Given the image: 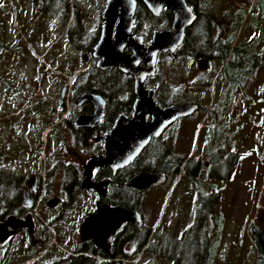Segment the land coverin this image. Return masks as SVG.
I'll return each instance as SVG.
<instances>
[{"label":"flooded vegetation","instance_id":"obj_1","mask_svg":"<svg viewBox=\"0 0 264 264\" xmlns=\"http://www.w3.org/2000/svg\"><path fill=\"white\" fill-rule=\"evenodd\" d=\"M222 2L225 6L221 11L222 15H220L222 18L219 22H215L213 19L210 20L212 16L208 12L199 10L200 0H187L188 5L197 15L195 22L185 28L183 41L176 48L173 56L170 51L159 53L154 73L147 76L144 81V95L148 96L147 93L154 89L155 104L159 108L164 109L171 105L196 104L198 106L197 111L193 115L177 119L159 137H151L148 144L132 161H126L128 157L124 158L122 152H129L132 149L130 142L140 141L142 138L138 135H131L130 128L134 125L139 126V123L145 120L151 122L153 116L149 114L146 118L144 112L150 108L142 104L141 101L145 99V96L141 100L132 75L117 67L102 68L98 66V60L93 56V48L99 40L102 19L99 30L96 33L93 32V34H97V42L93 45L92 50L87 52L88 55L83 54V59L88 58L90 63L84 69L79 68L80 62L76 63L77 68L74 72H77L75 75L78 74L79 77L75 76L71 82L66 80L48 82V90L45 93L43 92L45 96L42 98L37 97V101L32 103L33 105L30 107L32 113L39 112L42 117L41 127L36 129L32 128V125L29 129V82H27L25 125H23L26 142L22 153L24 156L26 153L25 158L27 161L21 160V164L22 169H27L28 172L20 175L13 172L3 174V170L0 172V183L7 188H15L8 193L2 190V186L0 187V191L2 190L3 195H5L0 203V218L2 219L0 221V264H16L12 261L10 263L9 254H11V248L16 237L20 234L29 236L31 242H33L32 247L41 248V254L37 255L39 259L45 257L46 253L42 248L49 242L48 228L50 225L55 227V230L50 229L52 237L58 238L61 243H65L71 249L67 251L61 248L64 249L62 252L65 255L63 257L58 256V261L49 260L51 262L46 264H58V262L59 264H74L73 260L66 262L68 257H87L96 264H119L122 261L117 260L116 256L123 254L126 258H129L130 250L135 251L140 240V234L143 231L140 225L150 231L149 235L143 240L144 247L142 250L146 249L153 252V254L155 249L150 250V247L159 248L160 250L169 245L174 238L180 236L179 234L170 236L162 232L168 230L169 227L163 230L161 226H158L159 228L155 227L153 230L145 223L146 218L140 206L144 201V193L154 188L139 190L126 186V184L133 178L145 173L164 175L166 177L165 183H169L175 178H177L176 180L181 179L182 177H179L185 167L187 179L190 177L192 184L195 183L196 186L199 183L205 184L204 180L200 181L198 179L206 178L209 181L212 178L219 179L222 174H225L226 165L222 156H219L218 161H212L214 158L212 155L206 159L192 155L184 156L183 154L174 153L166 143L165 134L169 129L174 128V135L180 133L179 127H175V124L183 121L193 124L192 120L199 121V119H193V117L198 116L208 106L202 98L190 99L191 92L188 87H191L190 84L202 87L205 83L209 84L210 80H207L206 76H202L200 78L196 77V80L193 81L192 74H184V82L175 81L176 83L172 84L165 78L166 73L161 70L163 67L168 66L164 63L165 61L169 65H173L176 62L190 60L193 63L197 62L198 68L205 74L209 65H211V61H221L219 56L226 50L228 42L234 41L233 48L235 47L240 36V33H235V29L236 26H239L238 16H241V11L232 9L227 0H222ZM256 9L258 14L254 15L257 16V21H259L257 25L263 29L260 23L264 22V3H259ZM134 18L135 26L132 29V34L144 37L145 45L152 41L156 30L175 31L173 28L175 13L172 10L164 9L159 15H154L141 0H137ZM77 35H68L69 41L76 51L86 53L83 52L80 43L78 44L76 41ZM125 52L127 54L133 53L130 47H127ZM203 59H206L208 64L201 69L200 63ZM140 66L143 68L149 67L145 62H142ZM220 67L216 73L219 76L222 65ZM81 70H83L82 73ZM186 77L190 80L187 81ZM77 78L79 79L77 80ZM86 95L97 97L94 99L91 97L85 98ZM207 114L209 117V112ZM85 116L92 117L96 121L91 126L77 125L78 120ZM9 117L11 116H6V118ZM204 120L200 126L207 125ZM117 124L123 130L112 134L111 132ZM130 125L132 126L130 127ZM209 125L211 126V124ZM31 128L34 129L33 142L36 145L33 155L37 158L39 153L43 151L47 153V160L43 164L44 170L37 164V161L32 162L29 166V130L31 131ZM106 150H111L115 153V156L113 154L107 163L99 167L94 165L92 168L93 183L105 185L106 196L102 197L98 190L92 192L83 188L85 183L84 167L91 158H96V163L100 162L105 157ZM166 152H169V156ZM118 153H122L120 157ZM173 156H184V167H181V172L177 174L175 170L176 160ZM3 157L4 154L1 152L0 159ZM16 168L19 170V167ZM208 183L203 197L207 198L206 203L208 205L206 206L210 209L211 201L214 202L219 197L220 192L218 190L210 192L208 189L212 185ZM17 197L22 200L20 205L16 201ZM38 200L41 202L35 212V204ZM103 205L138 211L143 217L142 223H129L121 229L108 248L105 242L99 243L93 238L83 236V234L88 235L83 227L86 217L98 213L99 207ZM213 214H215L214 211ZM74 215L77 219L72 220L71 217ZM11 217L22 220L29 219L33 222V228L16 230L15 225L6 226L7 220ZM129 227V231L133 235L125 237L124 234ZM256 238L257 242L252 248L253 253L247 257V264H252V260L255 262L254 264H264V245H260L263 237L256 236ZM18 244H21V242L19 241ZM256 249L257 251L254 252ZM33 261H29V264H35L36 261Z\"/></svg>","mask_w":264,"mask_h":264},{"label":"rangeland","instance_id":"obj_2","mask_svg":"<svg viewBox=\"0 0 264 264\" xmlns=\"http://www.w3.org/2000/svg\"><path fill=\"white\" fill-rule=\"evenodd\" d=\"M227 1L232 9L240 10L241 14L245 12L243 19L238 16L239 26H236L235 33H240V36L236 44L240 47L242 40H253L255 48L264 55V22L260 23L263 27L261 29L257 25L258 18L254 15L258 14L256 8L259 3H264V0ZM43 2L3 0L0 5V43L9 46L16 44L18 48L14 51H0V151L4 154L0 159V172L3 170V174L13 172L20 175L28 172L27 169H22L21 164V160H26V153L25 156L22 153L26 142L23 125L27 82L29 129L31 125L36 129L41 127L42 117L39 112L32 113L30 107L37 101V97L45 96L47 83L61 80L71 82L78 76L75 75L77 72H74L76 63L80 62L79 68L82 69L90 63L88 58L83 59V54H88L76 51L68 35L80 34L82 38L87 34L96 33L106 0H50L44 2L46 8L42 10ZM224 8L222 0H200L199 3V10H204L217 19L222 18L220 15ZM164 63L169 67H163L161 70L166 73L165 78L172 84L176 83L175 81L184 82V74H192L193 81L202 76L210 80L209 84L205 83L202 87L192 84L188 87L191 92L189 98H202L208 107L193 117L199 119L198 122L192 120L193 124L184 121L175 124V127L180 129L177 135H174V128L167 131L165 136L169 148L177 154L204 159L217 153L229 158L225 161V174L235 168L227 181L217 178L209 181L206 178L198 179L205 181V184H202L203 191L209 182L210 185H217L219 197L221 195L213 215L216 230L214 229L215 237L208 253V264H247V257L253 253L252 248L257 242L256 236L263 237L260 245H264V68L251 77L245 91L227 93L230 84L223 75L216 74L221 68V62L218 60L211 61L205 74L198 68L197 62L190 60L173 65H169L167 61ZM188 80L190 78H187ZM217 114L219 119H215ZM7 115L11 117L6 118ZM211 117L213 121H210ZM203 120L207 125L200 126ZM216 126H219L217 131L224 132L220 138L213 130ZM33 131L34 129L29 130V166L34 161L40 165L41 161L45 163L47 160L45 151L39 153L37 158L33 155L36 150ZM221 147L227 152L221 151ZM9 152L11 153L8 158ZM16 167H19V170ZM176 179L147 190L140 206L146 218L145 223L153 230L158 226L163 230L169 227L162 232L170 236L180 235L194 223L197 199L202 189L199 185L192 184L190 177L187 179L186 175ZM208 190L217 191L212 187ZM0 195H3L2 190ZM71 219H77L76 215ZM50 229L55 230V227L50 225L48 228L49 242L42 248L46 256L31 259H37L35 264L58 261V256L65 255L62 252L64 249H71L58 238L52 237ZM19 241L21 244H18ZM32 243L28 235L17 236L9 254L10 263L12 261L16 264H27L31 261L23 262L20 257L31 253ZM154 249V254L146 249L141 252L130 250L129 258L123 254L116 258L122 261L119 264H173L167 251L162 252L153 247ZM35 251L39 254L41 248H35ZM256 251L257 249L254 250ZM252 262L255 263L253 260Z\"/></svg>","mask_w":264,"mask_h":264},{"label":"water","instance_id":"obj_3","mask_svg":"<svg viewBox=\"0 0 264 264\" xmlns=\"http://www.w3.org/2000/svg\"><path fill=\"white\" fill-rule=\"evenodd\" d=\"M148 9L154 14L159 15L164 9L172 10L175 13L174 30L154 31L152 41L144 44V37L133 35L132 29L135 26L134 14L137 7V0H106L105 7L102 11V24L100 28V36L97 44L93 48V56L98 60V66L102 68L117 67L125 73L132 75L136 82V89L140 93V97L145 96V101L142 100L144 106L150 109L144 112L147 116H153L151 122L142 121L139 126L130 125V134L138 135L142 139L140 141L130 142L132 149L129 152H122L123 157L132 161L139 155L142 149L148 144L151 137H159L163 132L177 119L185 118L193 115L198 106L196 104L186 105H171L164 109L159 108L155 104V90H150L144 95L145 79L152 75L155 70V64L160 52L170 51L174 55L176 48L181 44L184 37V30L186 27L192 25L197 15L188 5L187 0H141ZM3 0H0V5ZM135 45V46H134ZM130 47L132 54H127L125 49ZM147 57V58H145ZM142 62L149 65L148 68L140 66ZM208 61L203 59L200 63V68L207 66ZM92 99L97 96L86 95ZM96 121L92 117H82L78 120L77 125L91 126ZM119 124L111 132H122ZM122 153H118L120 157ZM115 153L111 150H106L105 157L96 163V158H91L85 165V183L84 189L89 191H96L102 197L106 196L104 184H96L92 181V168L94 165L101 166L110 160ZM166 181L164 175L145 173L133 178L126 186L134 189L145 190L148 188H155ZM30 205V203L28 202ZM143 217L140 212L127 210L123 208H112L109 205L100 206L98 213L86 217L83 225L88 235L86 238H93L103 240L106 247L110 245L115 235L129 223H142ZM6 226L15 225V229L33 228L31 220H22L17 217H11L7 220ZM17 225V226H16ZM83 229V230H84Z\"/></svg>","mask_w":264,"mask_h":264},{"label":"trees","instance_id":"obj_4","mask_svg":"<svg viewBox=\"0 0 264 264\" xmlns=\"http://www.w3.org/2000/svg\"><path fill=\"white\" fill-rule=\"evenodd\" d=\"M35 2L40 1H50V0H34ZM43 2V3H44ZM40 5V4H39ZM46 4L42 5V10H45ZM10 13V12H8ZM244 11L241 14V18L244 17ZM149 16V14H147ZM213 19L215 22H219L220 19H217L216 17L212 16L210 20ZM237 34V33H236ZM73 37V36H72ZM97 34H87L85 36L80 37V34L77 35L76 41L78 44L80 43L81 48L83 52H90L92 50L93 45L97 42ZM228 46L226 50L222 53L219 58L221 59V65L222 69L220 71V75H223L229 85V91L227 93L235 92L236 90L245 91L248 83L251 79V77L260 69L264 68V55L261 54L258 49L255 48V45L253 44V40H242L239 45L235 44V47L233 48L234 41L228 42ZM18 49L16 44H13L11 46L1 44L0 43V51H14ZM212 83V82H211ZM237 99V98H236ZM235 99V100H236ZM224 109H227V107ZM223 112V111H222ZM215 119H219V115L217 114V117ZM213 117L210 118V121H213ZM218 127H214L213 130L216 132L217 137H221L223 135L222 130H218ZM215 137V138H217ZM216 145V144H215ZM221 151L227 152L224 150L223 147H221ZM169 156V152H166ZM233 154V153H230ZM237 156V154H234ZM214 158L212 161H218L219 154H212ZM175 157V156H173ZM184 156H176L175 157V167H176V174L179 173V170L181 167H184ZM224 158V157H223ZM228 157H225L223 160H228ZM164 161V160H163ZM168 161V160H167ZM170 161V160H169ZM222 161V160H220ZM217 165V164H216ZM186 167L184 168L183 173L181 174V177L184 175H187ZM233 169V168H232ZM227 172L226 174H222L219 179L221 180H229L230 176L232 175V172ZM200 187V193L196 204V216L194 223L187 227L180 236L174 238L169 245L163 247L160 249V251L165 252L167 251L168 254L171 255L173 264H208V253L209 250L213 244L214 241V229L216 230V226L213 225L214 222V214L213 211L216 209L215 206L218 204L217 197L215 201H211V207L206 206L208 205L206 203L207 198L204 196L203 186L202 183L198 184ZM2 186V190L5 192H10L12 189L15 188H7L4 185L0 183V187ZM213 188L219 191L217 185H212ZM5 198V195H0V203ZM17 203L20 205L22 203V200L17 197L16 199ZM29 211V210H28ZM2 219L0 218V221ZM215 224V223H214ZM140 228L143 229V231L140 234V240L136 245L135 251L141 252L142 248L144 247V238L147 237L150 233L148 229H145L140 225ZM130 227L128 228V231L124 234L126 237L127 235H133L130 233ZM33 244V243H32ZM150 250H153L152 247H150ZM26 256L20 257L23 259V262L33 259L34 257H37L38 253L35 251V248L32 247L31 253H26ZM69 260H73L74 264H96L93 263L91 259L84 257V258H78V257H68L66 259V262ZM59 264V262H58Z\"/></svg>","mask_w":264,"mask_h":264},{"label":"built area","instance_id":"obj_5","mask_svg":"<svg viewBox=\"0 0 264 264\" xmlns=\"http://www.w3.org/2000/svg\"><path fill=\"white\" fill-rule=\"evenodd\" d=\"M43 164H44V162L41 161L40 167H41L42 170H44V165H43ZM39 200H40V199H39ZM39 200H38L37 203H36V207H35V209H34L35 212L38 210V207L40 206V202H41V201H39ZM54 243H55V241H54ZM27 264H29V262H27Z\"/></svg>","mask_w":264,"mask_h":264},{"label":"bare ground","instance_id":"obj_6","mask_svg":"<svg viewBox=\"0 0 264 264\" xmlns=\"http://www.w3.org/2000/svg\"><path fill=\"white\" fill-rule=\"evenodd\" d=\"M95 240H96L97 242H99V243L103 242V240H101V239H100V240L95 239Z\"/></svg>","mask_w":264,"mask_h":264},{"label":"crops","instance_id":"obj_7","mask_svg":"<svg viewBox=\"0 0 264 264\" xmlns=\"http://www.w3.org/2000/svg\"><path fill=\"white\" fill-rule=\"evenodd\" d=\"M170 218V217H169ZM157 221H158V218H157ZM157 221H156V223H157ZM169 221H170V219H169ZM155 224V223H154ZM168 225H169V223H168Z\"/></svg>","mask_w":264,"mask_h":264}]
</instances>
